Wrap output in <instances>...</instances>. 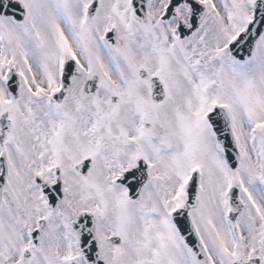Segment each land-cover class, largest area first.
Segmentation results:
<instances>
[{"label": "snow or ice", "instance_id": "1", "mask_svg": "<svg viewBox=\"0 0 264 264\" xmlns=\"http://www.w3.org/2000/svg\"><path fill=\"white\" fill-rule=\"evenodd\" d=\"M0 264H264V0H0Z\"/></svg>", "mask_w": 264, "mask_h": 264}]
</instances>
